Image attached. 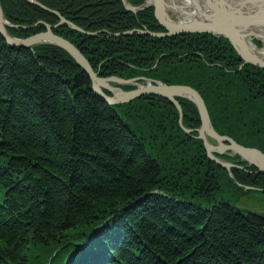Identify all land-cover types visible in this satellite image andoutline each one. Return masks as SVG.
Returning a JSON list of instances; mask_svg holds the SVG:
<instances>
[{
  "label": "trees",
  "instance_id": "trees-1",
  "mask_svg": "<svg viewBox=\"0 0 264 264\" xmlns=\"http://www.w3.org/2000/svg\"><path fill=\"white\" fill-rule=\"evenodd\" d=\"M35 1L0 0L10 35L56 25L101 77L190 86L218 134L264 153V69L227 39L138 33L165 30L152 8L121 0ZM177 100L193 136L169 100L108 105L60 47L0 36V264H264V215L233 208L264 196V173L238 155L216 154L230 171L210 160L197 108Z\"/></svg>",
  "mask_w": 264,
  "mask_h": 264
},
{
  "label": "water",
  "instance_id": "water-1",
  "mask_svg": "<svg viewBox=\"0 0 264 264\" xmlns=\"http://www.w3.org/2000/svg\"><path fill=\"white\" fill-rule=\"evenodd\" d=\"M37 3L35 0H28ZM127 11L136 13L142 9L151 7L157 22L164 28V32H150L137 30L138 33H145L151 37H170L181 33H208L217 37L225 38L229 41L233 49L241 58L244 64H250L264 69V59L254 52L248 45V40L255 39L264 41V37L257 33V29H264V0H189L190 8L194 11L192 18L180 21L169 15L167 10L180 13L187 7L177 6L170 1L150 0L140 7H132L121 0ZM38 4V3H37ZM40 5V4H39ZM177 6V7H176ZM183 16V15H182ZM59 24L66 23L70 28L84 33V31L72 22L59 16ZM8 26H12L3 14L0 4V36L11 47L32 48L33 46L50 44L66 51L73 60L83 69L91 81V90L101 97L108 105L128 103L135 98L144 95L162 97L171 101L180 114L179 125L187 134L191 131L182 125L181 107L176 97L185 98L194 103L197 108L201 126L197 130V138L201 140L205 148L207 157L217 165L229 170L235 165L228 163L215 154L228 153L231 157L238 155L240 161L247 162V166H253L259 173H264V153L259 149L244 147L228 136H222L213 128L206 105L201 95L192 87L187 85H167L160 81H153L143 77L123 79L117 76L101 77L95 72L89 61L81 51L69 40L53 32V28L46 24L45 30L26 38H17L7 31ZM132 31L114 33L110 36H125ZM242 65V66H243ZM241 66V67H242ZM121 86H133L131 90H123ZM104 90L109 91L107 95ZM214 141L215 144L211 143ZM237 212L249 214L254 211L233 206Z\"/></svg>",
  "mask_w": 264,
  "mask_h": 264
},
{
  "label": "rangeland",
  "instance_id": "rangeland-1",
  "mask_svg": "<svg viewBox=\"0 0 264 264\" xmlns=\"http://www.w3.org/2000/svg\"><path fill=\"white\" fill-rule=\"evenodd\" d=\"M145 1H147V0H145ZM168 1V3H170V0H167ZM173 1V3L174 4H176L177 6H180L181 8H182V6H184V5H189L191 2L189 1V0H172ZM130 5V4H129ZM130 6H132V5H130ZM132 7H135V6H132ZM137 7H140V6H137ZM136 7V8H137ZM185 9H187L188 11H191L192 10V8H190V7H187V8H185ZM168 11V13H169V15H171L172 17H174L175 19H178V20H180L181 19V17H183L182 15H180V13H176V12H174V11H171V9L170 10H167ZM193 11V10H192ZM194 12V11H193ZM151 32V31H150ZM215 36V35H214ZM217 37V36H216ZM256 42L258 43V44H256ZM250 43H252L254 46H255V48L256 49H262L263 47H264V41H257V40H255V39H251V41H250ZM137 78V77H136ZM143 78H145V77H143ZM132 79V78H131ZM147 79H149V78H147ZM150 80H152V79H150ZM153 81H157V80H153ZM124 90V89H123ZM133 101V100H132ZM178 111V110H177ZM179 113V112H178ZM179 120H180V114H179ZM181 121H182V110H181ZM182 125H183V123H182ZM184 126V125H183ZM201 126V125H200ZM185 127V126H184ZM186 128V127H185ZM200 128V127H199ZM198 128V129H199ZM186 129H189V128H186ZM198 129H196V134L194 135V137L195 138H197V136H198V134H197V130ZM183 130V129H182ZM191 132L189 133V134H187L185 131V133L187 134V135H190V136H193V133H192V130L191 129H189ZM198 139V138H197ZM200 140V139H199ZM211 141V143H213V144H215V142L214 141H212V140H210ZM221 155V154H220ZM229 155V154H228ZM215 156H216V154H215ZM217 157V156H216ZM218 158H220V157H218ZM220 159H222V158H220ZM222 160H224V161H226V162H228V163H231V164H233V165H235L234 164V162L233 161H230V160H225V159H222ZM247 163V162H246ZM219 166V165H218ZM221 167V166H220ZM227 170V169H226ZM227 171H230V169L229 170H227ZM231 175V174H230ZM244 189L245 190H249V189H254V190H260V189H258V188H254V187H249V186H246V187H244ZM263 193H264V190H261ZM237 203L236 204H234L235 206H237V207H241V208H244V209H248V210H251V211H257L259 214H263L264 215V196L263 195H261V194H259V193H249V194H247V196H245L244 198H240L239 200H237L236 201ZM233 205V206H234Z\"/></svg>",
  "mask_w": 264,
  "mask_h": 264
},
{
  "label": "bare ground",
  "instance_id": "bare-ground-1",
  "mask_svg": "<svg viewBox=\"0 0 264 264\" xmlns=\"http://www.w3.org/2000/svg\"><path fill=\"white\" fill-rule=\"evenodd\" d=\"M164 1H166V0H164ZM238 1V0H237ZM147 3H150V0H147ZM175 5V4H174ZM185 7H190L191 6V3L189 4V5H184ZM177 7V6H176ZM181 12H182V15H183V17H181V19H180V21H186V20H188V18H192V13H193V11L191 10V11H188L187 9H182L181 10ZM256 32L257 33H260L263 37H264V29H257L256 30ZM248 45H249V47L254 51V52H256L259 56H261L263 59H264V47L262 48V49H256L255 48V46L252 44V43H250V41L248 40ZM133 87V86H132ZM134 88V87H133ZM177 98H180V97H176V100H177ZM136 99V98H135ZM168 100V99H167ZM178 101V100H177ZM190 101V100H189ZM171 102V101H170ZM172 103V102H171ZM179 103V102H178ZM191 103H193V102H191ZM173 104V103H172ZM194 104V103H193ZM180 105V104H179ZM173 106L175 107V105L173 104ZM180 107H181V105H180ZM176 108V107H175ZM177 109V108H176ZM182 110V109H181ZM211 142V141H210ZM222 154H224V153H222ZM243 161V160H242ZM232 168V167H231ZM230 168V169H231Z\"/></svg>",
  "mask_w": 264,
  "mask_h": 264
}]
</instances>
